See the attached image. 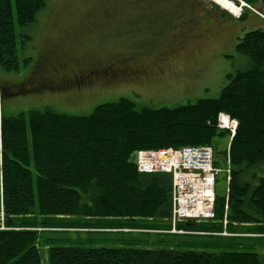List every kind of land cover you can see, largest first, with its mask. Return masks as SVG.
<instances>
[{
    "label": "trees",
    "instance_id": "trees-1",
    "mask_svg": "<svg viewBox=\"0 0 264 264\" xmlns=\"http://www.w3.org/2000/svg\"><path fill=\"white\" fill-rule=\"evenodd\" d=\"M256 2L264 10V0H244L249 6ZM45 7L46 0H0L3 70L20 67L14 9L18 24L27 27ZM237 51L250 59L252 67L230 75L215 100L153 108L121 98L84 117L50 108L2 116L0 264H42L44 233H122L131 223L130 229L148 233L171 231V177L139 173L133 157L139 151L215 147L216 138L227 135L218 128L222 113L238 122L230 142L227 194L217 195L213 221H184L177 228L188 235L214 236L226 230L242 235L234 238H264V29L247 33ZM71 242L43 240L49 264H264V256L257 252L151 250L128 240H115L119 246L112 248L67 246Z\"/></svg>",
    "mask_w": 264,
    "mask_h": 264
},
{
    "label": "rangeland",
    "instance_id": "rangeland-1",
    "mask_svg": "<svg viewBox=\"0 0 264 264\" xmlns=\"http://www.w3.org/2000/svg\"><path fill=\"white\" fill-rule=\"evenodd\" d=\"M229 1L236 6L244 2ZM252 6L245 4L242 11L247 9V14L239 20L240 16L232 15L212 0H46V7L38 14L36 22L27 27L18 24L14 9L20 67L19 71L11 72L0 67V118L45 108L84 117L91 115L97 106L121 98L133 100L138 107L153 108H176L197 100L218 99L230 75L252 67L250 59L237 51V45L247 33L264 29L261 4L256 2ZM71 56L79 57L78 66L71 65L66 72L53 71L50 67L49 60L68 62ZM130 57L140 65L160 64L162 67L139 78L113 84L101 82L85 91L76 84L61 83V79L72 78L83 67H104ZM36 76L37 80L44 77L54 83L37 89L40 84L29 85ZM22 83L28 90L20 91ZM133 86L140 89L139 97L130 94ZM224 131L227 135L216 138L214 143V149L219 151L215 162L221 171L216 183V194L220 197L226 196L229 184L224 151L230 144L228 135L231 133ZM186 222L200 224L199 221ZM87 232L44 233L40 245L42 264H49L48 247L43 244L47 238L69 239L72 242L67 246L84 248L118 247L115 240H128L151 250L243 251L264 256V238H258L260 235H251L252 238L188 235L177 227L162 235L136 229L111 234Z\"/></svg>",
    "mask_w": 264,
    "mask_h": 264
},
{
    "label": "built area",
    "instance_id": "built-area-1",
    "mask_svg": "<svg viewBox=\"0 0 264 264\" xmlns=\"http://www.w3.org/2000/svg\"><path fill=\"white\" fill-rule=\"evenodd\" d=\"M237 121L222 113L218 127L234 134ZM136 167L141 173H162L172 179V221H212L216 218L215 187L220 170L215 165L212 146L184 147L178 150L140 151ZM227 180L231 177L230 147L226 156ZM227 225V221H225Z\"/></svg>",
    "mask_w": 264,
    "mask_h": 264
},
{
    "label": "flooded vegetation",
    "instance_id": "flooded-vegetation-1",
    "mask_svg": "<svg viewBox=\"0 0 264 264\" xmlns=\"http://www.w3.org/2000/svg\"><path fill=\"white\" fill-rule=\"evenodd\" d=\"M162 52L165 53V51ZM127 60L129 63H126ZM80 62L81 61L79 60V57L74 58L72 56H71V60L70 57H68V62H64L62 60L61 61L55 60V59L49 60L50 67L52 68L53 71L63 70L65 72L71 67V65L78 66ZM161 67L162 65L160 64L140 65L134 57H130L129 59H118V61L111 63L109 65H105L104 67H99V66L83 67L79 69V73L75 74V76H73L72 78L61 79V83L62 85L64 84L66 85L68 84V82H70L72 83V86L76 84L81 91H85L87 88H90V86L96 85L101 82L113 84L120 80H127V79L129 80V79H134L136 77L139 78L153 70L157 71ZM31 83L29 85H33L36 83L40 84V86H38L37 89H43L46 87L48 83L52 84L54 83V81L48 82V80L44 77L37 80V76H36V78L32 79ZM24 87L25 85L22 83L20 85L21 92L28 90ZM130 90H131L130 94H132L135 97H139L141 94L140 89L137 90V87L133 86L132 88H130Z\"/></svg>",
    "mask_w": 264,
    "mask_h": 264
},
{
    "label": "bare ground",
    "instance_id": "bare-ground-1",
    "mask_svg": "<svg viewBox=\"0 0 264 264\" xmlns=\"http://www.w3.org/2000/svg\"><path fill=\"white\" fill-rule=\"evenodd\" d=\"M213 2H215L217 5H219L220 7H222L223 9L227 10L228 12H230L232 15L236 16V17H239L241 12H242V8L245 6L244 2L242 4V8L240 9L239 7H237L234 3L230 2L229 0H212ZM227 115V114H226ZM220 116V115H219ZM219 120V118H218ZM236 121V120H235ZM238 123V122H237ZM238 127V125H237ZM237 130V129H236ZM236 132L234 134H229L228 137H229V140L230 142L232 141L233 137L235 136ZM164 150V149H163ZM173 150H176V149H173ZM154 151H160V150H154ZM140 152V151H139ZM138 153V152H137ZM136 153V154H137ZM136 154L134 155L133 157V162L136 166V160H135V157H136ZM137 168V167H136ZM138 170V168H137ZM139 172V170H138ZM141 173V172H139ZM141 174H146V175H151V173H141ZM155 174V173H154ZM156 174H162V173H156ZM215 194H216V187H215ZM216 197H217V194H216ZM181 222H184V221H181ZM178 223V222H177ZM174 223L173 221L171 222L172 224V228L173 230L176 229L177 225L180 223ZM177 224V225H176ZM130 230H134V229H129L127 231L123 230V232H129ZM136 231H141V230H136ZM149 232V231H148ZM181 233V231H180ZM226 236H232L230 233H228L227 231H225V234Z\"/></svg>",
    "mask_w": 264,
    "mask_h": 264
},
{
    "label": "crops",
    "instance_id": "crops-1",
    "mask_svg": "<svg viewBox=\"0 0 264 264\" xmlns=\"http://www.w3.org/2000/svg\"><path fill=\"white\" fill-rule=\"evenodd\" d=\"M126 222V221H125ZM132 224L133 223H131L130 225L128 224V225H125V228H127V229H130V228H133L132 227ZM143 224H148V222H144ZM142 228H146V227H142ZM127 229L125 230V231H127ZM122 231V230H121ZM124 231V232H125ZM152 233H164V232H152ZM149 234V233H148ZM151 234V233H150ZM167 234H169V233H167ZM225 233L223 232L222 234H215V235H224ZM198 235H204V233H198ZM173 236H177V235H173ZM221 237V236H220ZM260 237V236H259Z\"/></svg>",
    "mask_w": 264,
    "mask_h": 264
},
{
    "label": "water",
    "instance_id": "water-1",
    "mask_svg": "<svg viewBox=\"0 0 264 264\" xmlns=\"http://www.w3.org/2000/svg\"><path fill=\"white\" fill-rule=\"evenodd\" d=\"M237 7H239L241 9V5H237Z\"/></svg>",
    "mask_w": 264,
    "mask_h": 264
}]
</instances>
